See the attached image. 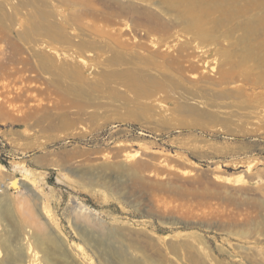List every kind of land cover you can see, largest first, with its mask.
Masks as SVG:
<instances>
[{
  "label": "rangeland",
  "instance_id": "1",
  "mask_svg": "<svg viewBox=\"0 0 264 264\" xmlns=\"http://www.w3.org/2000/svg\"><path fill=\"white\" fill-rule=\"evenodd\" d=\"M5 207L25 262L264 264V0H0Z\"/></svg>",
  "mask_w": 264,
  "mask_h": 264
},
{
  "label": "bare ground",
  "instance_id": "2",
  "mask_svg": "<svg viewBox=\"0 0 264 264\" xmlns=\"http://www.w3.org/2000/svg\"><path fill=\"white\" fill-rule=\"evenodd\" d=\"M0 225L3 226V233L2 236H0V250H2L0 252L1 254L3 253V260L1 259L3 261V264H35L33 261L36 260V253L33 254L32 252L28 253L31 257L30 261L25 262L23 255L24 253L22 252L26 250V248L30 249V246L27 247L25 243H22L21 246L17 245L22 234L17 227L18 225H16L14 220H12L10 210L7 207H5L3 210H0ZM37 243L39 246L45 248L43 249L45 257V260L43 261L46 262L45 264L62 263V260H60L62 258L60 257L59 259L56 256V252H58V244L56 242L44 236H39L37 239ZM122 255L124 256L125 253ZM126 262L128 264L136 263L132 258H126Z\"/></svg>",
  "mask_w": 264,
  "mask_h": 264
}]
</instances>
